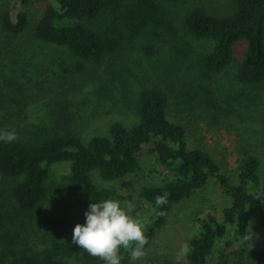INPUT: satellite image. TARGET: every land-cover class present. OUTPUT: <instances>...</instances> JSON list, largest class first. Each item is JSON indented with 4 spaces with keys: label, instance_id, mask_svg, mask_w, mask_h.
I'll use <instances>...</instances> for the list:
<instances>
[{
    "label": "trees",
    "instance_id": "obj_1",
    "mask_svg": "<svg viewBox=\"0 0 264 264\" xmlns=\"http://www.w3.org/2000/svg\"><path fill=\"white\" fill-rule=\"evenodd\" d=\"M233 2L227 14L211 13L202 6L183 11L180 25L185 33L203 42L196 61L192 60L195 48L179 41V23L163 0H16L0 11V37L11 45L29 38L65 50L75 68L82 70L81 62H101L138 37L145 39L141 50L152 54L155 43L146 42L145 36L154 39L165 34L178 63L194 62L208 74H220L236 63L235 48L243 43L235 78L242 87L255 88L264 83V0ZM31 8L37 14L34 19ZM62 65L58 59L56 68ZM168 93L154 85L142 87L136 123L127 126L114 121L106 135L84 140L77 128L61 135H16L10 143L0 141V192H6L8 199H0V264H104L73 244L72 237L63 236L84 222L90 202L121 199L116 190L97 189L95 177L115 182L135 175L144 151L158 167L172 173L170 179L144 186L139 193L142 217L135 218L147 236L163 227L175 205L209 182L216 183L229 200L218 215L205 210L196 218L199 231L189 239L186 256L146 257L144 264H211L213 257L219 264H263L256 259L264 257L263 252L248 261L244 248L246 219L264 227V175H258L257 157L245 156L234 176H226L208 152L187 147L185 125L171 109ZM189 95L186 89L178 94L186 104L195 101ZM207 97L204 108L217 109L209 93ZM10 128L0 121V129ZM60 164L68 166L66 173L53 177L52 167ZM156 195L165 196L167 204L156 206ZM43 203L47 212L39 222L47 238L34 247L25 239ZM235 242L239 249H232ZM128 251L121 249L127 256Z\"/></svg>",
    "mask_w": 264,
    "mask_h": 264
},
{
    "label": "rangeland",
    "instance_id": "obj_2",
    "mask_svg": "<svg viewBox=\"0 0 264 264\" xmlns=\"http://www.w3.org/2000/svg\"><path fill=\"white\" fill-rule=\"evenodd\" d=\"M14 1L0 0V11ZM163 3L167 12L179 23V41H188L195 48L193 61L203 49V42L193 41L185 33L180 25L183 11L202 6L211 13L227 14L234 7L233 0H163ZM33 10L29 9V13L34 19L37 14ZM145 37L149 40L146 42L155 43L152 54L141 50L145 39L138 37L101 62H81L82 70L75 68V63L70 62L73 59L65 50L29 38L11 45L0 37V121L9 125L10 131L20 138L29 134L38 137L61 135L78 128L84 140H88L94 135H106L114 121H121L127 126L136 123L139 92L142 87L154 85L169 92L171 109L185 125L189 149L200 148L208 152L223 173L231 178L240 160L253 155L258 159V175L262 177L264 83L255 88H244L236 80V63L242 58L244 44L235 48L236 63L220 74H208L194 62L178 63L167 35L161 34L154 39ZM58 59L63 65L56 68ZM17 85L22 87L18 89ZM185 89L194 102L186 104L180 99L178 94ZM208 93L217 104V109L204 108ZM21 97L23 103L20 102ZM67 169L66 164L56 165L52 167L51 174L59 178ZM171 177L169 170L158 167L153 156L144 151L141 168L135 175L115 182H103L95 177V185L97 189L116 190L122 202L131 201L134 205L131 214L135 218L142 217V211H139L141 189ZM5 193L0 192V199L4 202L8 200ZM228 203L218 185L209 182L190 198L175 205L163 227L149 233L145 257L133 261L121 252V264H144L146 257L178 259L181 244L188 242L199 231L196 218L205 210L218 215ZM46 212L47 206L43 203L37 209V220L30 223L32 230L25 239L29 245L40 247L47 238L42 234L39 222ZM63 237L71 238L72 232ZM221 245L222 241L217 245V251ZM244 248L248 261L256 253H264V227L248 218ZM232 249H239V244L235 242ZM260 258L256 257L264 264V257ZM210 262L219 264L217 257L211 258Z\"/></svg>",
    "mask_w": 264,
    "mask_h": 264
},
{
    "label": "clouds",
    "instance_id": "obj_3",
    "mask_svg": "<svg viewBox=\"0 0 264 264\" xmlns=\"http://www.w3.org/2000/svg\"><path fill=\"white\" fill-rule=\"evenodd\" d=\"M14 131L0 129V141L10 143L16 140ZM156 206L167 204L165 196H155ZM131 201L106 198L90 202L84 212V222L72 229V243L86 250L89 255L99 257L104 264H121V249H129L130 260L145 257L149 238L143 224L131 214ZM248 236L246 237V240ZM190 251L187 241L181 244L177 258Z\"/></svg>",
    "mask_w": 264,
    "mask_h": 264
}]
</instances>
